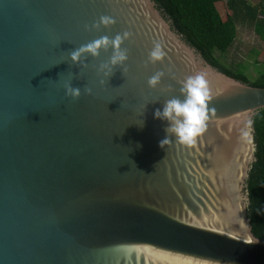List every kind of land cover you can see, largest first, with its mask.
I'll use <instances>...</instances> for the list:
<instances>
[{"label": "water", "instance_id": "95a60500", "mask_svg": "<svg viewBox=\"0 0 264 264\" xmlns=\"http://www.w3.org/2000/svg\"><path fill=\"white\" fill-rule=\"evenodd\" d=\"M163 11L156 0H0V264H264L247 189L264 87L211 64ZM102 15L116 23L93 28ZM124 32L128 60L108 76L98 69L111 46L71 61ZM155 44L164 57L151 63ZM195 73L211 97L206 130L161 147L167 121L154 111L183 99Z\"/></svg>", "mask_w": 264, "mask_h": 264}, {"label": "trees", "instance_id": "16d2710c", "mask_svg": "<svg viewBox=\"0 0 264 264\" xmlns=\"http://www.w3.org/2000/svg\"><path fill=\"white\" fill-rule=\"evenodd\" d=\"M174 26L197 47L203 56L226 74L252 86L264 87V64L257 75L250 77L245 66L237 68L223 63L216 52L225 53L238 35V21L249 20L264 42V0L252 4L249 0H156ZM225 3L227 14L218 4ZM259 63V61H256ZM256 160L247 179L250 204L248 216L254 234L264 241V108L254 117Z\"/></svg>", "mask_w": 264, "mask_h": 264}, {"label": "clouds", "instance_id": "9594fccd", "mask_svg": "<svg viewBox=\"0 0 264 264\" xmlns=\"http://www.w3.org/2000/svg\"><path fill=\"white\" fill-rule=\"evenodd\" d=\"M114 17L109 15H102L98 22H94L92 27L98 28L101 25L108 27L115 24ZM131 33L124 32L117 33L114 37L108 35L100 36L86 44H82L79 48L72 50L69 53L70 59L73 63H78L82 54L88 53L93 57L99 55L100 49L107 50L110 46L113 49V54L109 60L102 63L98 71H102L105 76L111 73L112 67L116 65H123L128 60V50L121 48L120 45L123 39H127ZM164 52L161 50L159 44H155L148 53V61L151 63L160 62L163 60ZM107 69V71H104ZM163 72L157 71L148 78L147 84L150 88H155L160 82ZM103 83V81H101ZM65 94L73 98H79L81 89L74 87L70 82L64 84ZM85 92L91 94L92 89L86 88ZM180 93L183 99L173 96L164 102L162 109L154 111V118L167 121L165 132L167 135L160 141L161 147L168 144L170 140L175 138V141L184 146H192L197 142L207 127L209 119V89L206 86V79L203 73H195L188 76L181 83ZM143 126L142 123L138 124Z\"/></svg>", "mask_w": 264, "mask_h": 264}, {"label": "rangeland", "instance_id": "374dc122", "mask_svg": "<svg viewBox=\"0 0 264 264\" xmlns=\"http://www.w3.org/2000/svg\"><path fill=\"white\" fill-rule=\"evenodd\" d=\"M260 1L262 0H249L252 4ZM218 6L223 13L227 14L225 3L221 2ZM216 55L223 63L233 68H237L238 64H243L245 71L253 78L264 64V42L256 35L249 20H239L238 35L234 44L227 52L217 51Z\"/></svg>", "mask_w": 264, "mask_h": 264}]
</instances>
